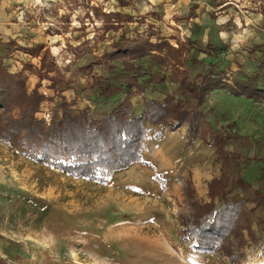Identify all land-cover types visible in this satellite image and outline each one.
Wrapping results in <instances>:
<instances>
[{"label":"rangeland","instance_id":"374dc122","mask_svg":"<svg viewBox=\"0 0 264 264\" xmlns=\"http://www.w3.org/2000/svg\"><path fill=\"white\" fill-rule=\"evenodd\" d=\"M122 35L165 40L182 60L193 55L206 63L216 60L193 45L204 47L211 36L226 47L218 60L229 85L233 78L264 75V0H0V65L23 74L29 91L41 84L39 92L48 100L36 117L46 124L60 117L62 98L96 120L122 103L120 94L105 100L87 88L97 77L117 85L110 78L122 70L120 61L96 65L91 74L81 69L87 59H102ZM43 58L53 60L58 76L78 91L67 89L58 97L49 80L40 81L33 73ZM134 64L167 76L144 93L134 90L129 111L139 115L145 99L161 100L176 84L169 65L152 67L146 59ZM204 111L212 129L234 122L235 132L253 139L232 141L226 151L264 156V99L220 89L209 94ZM201 126L196 135L186 126L160 138L151 135L137 146L147 165L134 164L106 182L37 163L0 138V264H231L218 253L194 251L179 224L180 213L192 214V200L209 202L208 185L222 172L216 148L203 142L208 127ZM62 156L65 161L67 153ZM263 170L264 161L243 160L229 174L253 182ZM256 215L264 217V209ZM251 225L256 232L254 218ZM243 234L248 245L240 250L230 240L241 253L240 264H264V241L253 245Z\"/></svg>","mask_w":264,"mask_h":264},{"label":"trees","instance_id":"16d2710c","mask_svg":"<svg viewBox=\"0 0 264 264\" xmlns=\"http://www.w3.org/2000/svg\"><path fill=\"white\" fill-rule=\"evenodd\" d=\"M193 46L216 61L206 63L193 55L182 60L179 50L165 40L151 42L149 37L131 39L122 35L111 43V50L105 52L102 59L83 62L81 69L85 74H91L94 66L103 62L109 64L118 60L122 64V70L114 72L110 78L117 85L97 77L87 86L90 93L96 88L105 100L117 94L122 96V103L104 113L99 120L91 119L87 109L75 112L72 110L75 103L62 98L57 104L60 117L53 116L46 124L36 117L41 104L48 100L39 92L41 84L29 91L23 74H10L0 65V138L20 147L37 163L52 166L70 176L106 182L115 173L134 164L147 165L137 146L151 135L160 138L163 132H174L184 126L190 134L196 135L202 131L204 122L208 131L204 132L203 142L216 148L222 172L208 185L209 202L192 200V214L180 213L179 224L194 251L218 253L231 264H240L241 253L233 251L231 239L236 241L239 250L248 245L243 232L253 245L264 241V217L256 215L259 208L264 209V170L253 182L229 172L243 160L246 164L264 161V156L250 158L226 151L225 146L232 141L253 139L235 132L234 122H228L219 130L212 129L206 121L204 106L209 94L220 89H228L235 97L264 99V75L256 72L242 79L233 78L229 85L218 60L226 50L225 45L209 36L204 47L201 43ZM143 59L152 67L154 64L165 68L169 65L170 79L176 87L161 100L145 99L144 112L133 115L129 111V100L134 90L144 93L149 87L153 89L167 80L164 73L152 69L146 72L140 64H134ZM108 69L114 71L115 67L108 65ZM57 72L54 61L46 62L43 58L41 68L33 74L40 81L49 80L50 89L58 97L67 89L78 91ZM63 153H67L65 161ZM157 181L163 186L160 177ZM186 195L193 198L189 189ZM251 218H254L256 232L252 230Z\"/></svg>","mask_w":264,"mask_h":264}]
</instances>
